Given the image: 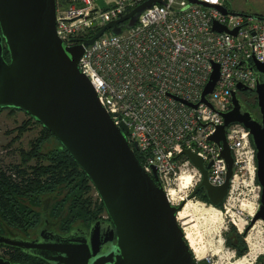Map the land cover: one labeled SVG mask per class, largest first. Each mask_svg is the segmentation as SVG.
<instances>
[{"label":"water","instance_id":"95a60500","mask_svg":"<svg viewBox=\"0 0 264 264\" xmlns=\"http://www.w3.org/2000/svg\"><path fill=\"white\" fill-rule=\"evenodd\" d=\"M162 1L149 0L101 28L91 39L66 47L55 31L57 0H0V112H23L51 133L89 180L107 219L95 221L88 229H72L65 236L44 234L43 228L37 232L36 240L0 235V247L19 249L46 264H198L177 220L186 201L177 206L170 204L155 170L152 177L144 172L127 142V126L113 124L78 66L84 48L106 30L118 35L119 24L127 22V29L133 27L141 12ZM187 1L226 13L218 6ZM213 30L228 32L216 22ZM229 33L235 35L236 30ZM254 65L264 76V63L254 61ZM218 78L219 68L214 64L201 102L208 104L206 95L213 91ZM237 89L247 91L240 84ZM254 93L259 120L232 93V108L221 114L223 124L209 139L221 147L219 158L226 164L221 186L208 183L212 163L204 167L195 154L183 151L202 175L201 183L188 199L203 191L216 208L224 202L235 174L226 129L231 124H241L249 132L255 149L256 181L261 189L259 210L251 223L264 221V79ZM0 264L20 263L0 256Z\"/></svg>","mask_w":264,"mask_h":264},{"label":"built area","instance_id":"2783aa9c","mask_svg":"<svg viewBox=\"0 0 264 264\" xmlns=\"http://www.w3.org/2000/svg\"><path fill=\"white\" fill-rule=\"evenodd\" d=\"M147 1L57 0L56 36L66 47L80 45ZM197 1L226 13L187 0H163L141 12L133 27L119 24L118 35L106 30L84 48L78 63L113 124L127 126L128 144L148 176L155 170L168 201L170 189L179 187L187 199L185 191L201 183L202 175L183 154L185 150L200 158L204 167L212 163L211 186L225 182L221 147L209 139L223 124L221 114L231 110L232 93L237 97L245 93L237 85L255 95L264 79L254 65V61L264 63V16L236 13L225 0ZM214 22L228 32L214 31ZM233 30L235 35L229 33ZM214 64L219 78L206 95V104L201 94ZM225 137L235 167L221 205L227 214L234 184L240 179L256 181V161L249 132L241 124L229 125Z\"/></svg>","mask_w":264,"mask_h":264},{"label":"rangeland","instance_id":"374dc122","mask_svg":"<svg viewBox=\"0 0 264 264\" xmlns=\"http://www.w3.org/2000/svg\"><path fill=\"white\" fill-rule=\"evenodd\" d=\"M226 1L234 10H244L248 14H264V0ZM238 97L241 102H244L243 95ZM253 112L255 111L253 110ZM27 121L28 116L23 112H10L9 110L0 112V166L20 164L27 167L34 165V159L23 158L20 151L23 150L25 153L29 151L30 143L38 138L41 126L31 123L27 130L20 135V138L13 141L17 135L16 129ZM55 145L54 142H51L44 147V150ZM192 191L190 192L189 189H187L185 192L187 196H189ZM259 195L260 190L255 180L253 182L251 180H246L244 182H242L241 179L238 180V182L234 184L232 192L228 197L229 200L226 204V208L229 209V211L227 214L224 213L222 206L217 208L210 207V205L201 200L199 196H196L194 199L187 198L186 201L192 200L194 204L185 223L183 222L184 226L181 225L182 222L178 221V223L184 236H191L190 240H192L194 248L196 247L195 249L198 251V255H200V258L196 259L199 264H235L241 258H247L251 261L250 264H264V221L259 219L251 223L259 210ZM61 197L62 196L58 194L43 197V200L50 199L51 202L46 205L41 204L37 209L41 215V225L43 224V220H47L51 224L53 231L59 235L68 233L74 228L84 229L85 227L73 225L69 230L61 231L59 227L54 224L55 221L48 208H50V204L52 205L53 202ZM85 197L91 198L94 201L97 195L92 188L89 193L85 194ZM45 208H47L46 212H44ZM239 209H242V214ZM98 220L105 221L106 215H99ZM38 229H40V226L27 233L21 232L17 229L8 227L0 216L1 236H18L22 239L32 240L36 238ZM238 235L243 240V243H245L246 248L241 257H238L237 253L238 251L244 250H242L243 247L239 244L240 238H237ZM186 242L188 243L187 239ZM5 249L4 247H0V256L5 257Z\"/></svg>","mask_w":264,"mask_h":264},{"label":"trees","instance_id":"16d2710c","mask_svg":"<svg viewBox=\"0 0 264 264\" xmlns=\"http://www.w3.org/2000/svg\"><path fill=\"white\" fill-rule=\"evenodd\" d=\"M4 58L8 60V53L5 50ZM242 95L243 106L250 113L253 109L257 110L256 96L250 92L242 93ZM31 123L38 124L28 117V121L16 129L17 135L13 141L19 139ZM51 142L56 145L44 150V147ZM20 154L23 158L34 159V165L0 166V216L8 227L24 233L35 230L41 225V215L37 209L41 204L50 203V199L43 200V197L52 194L62 196L52 205L50 204V208L47 207L55 221L54 224L61 231H67L73 225L88 229L98 220L99 215L105 214L98 197L94 201L85 197V194L92 189L89 180L51 133L41 127L38 138L30 143L29 151L25 153L21 150ZM135 156L140 161L138 153H135ZM197 196L210 204L203 191H200ZM237 238H240L239 244L244 250L237 253V256L241 257L246 249L245 243L239 235ZM5 248V257H1L12 263L46 264L19 249Z\"/></svg>","mask_w":264,"mask_h":264},{"label":"bare ground","instance_id":"6f19581e","mask_svg":"<svg viewBox=\"0 0 264 264\" xmlns=\"http://www.w3.org/2000/svg\"><path fill=\"white\" fill-rule=\"evenodd\" d=\"M190 176H191V174H187V177L188 178H190ZM169 196H170L169 201L173 205H177L179 202L186 201L187 200L186 199V195L182 193V190L179 187H175V188L170 189ZM193 204L194 203H192V200L186 201L185 204H184V206L182 207V209L178 212V214H177V220L179 222H182L181 223L182 226H184L185 220L188 218L189 212L191 211ZM213 208H215V207H213ZM239 211H241L240 213L242 214V209H239ZM190 237L186 235V239L188 240V243L190 245L191 251H193V254H194L195 259H199L200 258L199 257L200 255H198V251L195 249L196 247L194 248L193 242H192V240H190ZM236 263L237 264H250L251 261L248 260L247 258L246 259L245 258H241Z\"/></svg>","mask_w":264,"mask_h":264},{"label":"flooded vegetation","instance_id":"af4514ba","mask_svg":"<svg viewBox=\"0 0 264 264\" xmlns=\"http://www.w3.org/2000/svg\"><path fill=\"white\" fill-rule=\"evenodd\" d=\"M225 3H226V5L228 6V8H230L231 10H232V6L225 0ZM234 11V10H233ZM236 13H239V14H243V15H247L248 13L247 12H239V11H235ZM253 14V13H252ZM257 15H259V14H257ZM262 16H264L263 14H262ZM251 93V92H250ZM239 98V97H238ZM240 99V98H239ZM241 101V100H240ZM251 101H253V100H251ZM255 112H252L251 114H252V116H253V118H255V119H258L259 118V112H258V110L256 111L255 109H253ZM197 196V195H196ZM44 224L46 225V228H44L43 226H44ZM41 228H43V230H45V231H43V233L45 234H47V233H49V232H51V233H55L54 231H53V229H52V226H51V224L47 221V220H43V224L42 225H40V229ZM40 229H38L37 230V232L40 230ZM74 229H78V228H74ZM37 232H36V238L35 239H32V240H36V239H38V236H37ZM70 232V231H69ZM68 232V233H69ZM68 233H64V234H62V236H65V235H67ZM5 248V247H4Z\"/></svg>","mask_w":264,"mask_h":264},{"label":"crops","instance_id":"0c3cea01","mask_svg":"<svg viewBox=\"0 0 264 264\" xmlns=\"http://www.w3.org/2000/svg\"><path fill=\"white\" fill-rule=\"evenodd\" d=\"M232 10H234V9L232 8ZM234 11L245 12L244 10H238V9H236V10H234ZM263 15H264V14H263Z\"/></svg>","mask_w":264,"mask_h":264}]
</instances>
